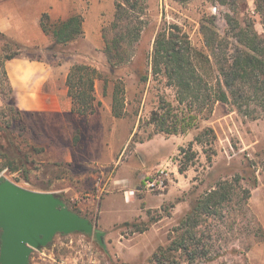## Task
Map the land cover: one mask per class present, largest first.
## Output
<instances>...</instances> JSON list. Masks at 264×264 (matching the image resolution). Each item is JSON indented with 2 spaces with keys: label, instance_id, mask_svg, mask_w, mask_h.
Instances as JSON below:
<instances>
[{
  "label": "rangeland",
  "instance_id": "obj_1",
  "mask_svg": "<svg viewBox=\"0 0 264 264\" xmlns=\"http://www.w3.org/2000/svg\"><path fill=\"white\" fill-rule=\"evenodd\" d=\"M145 4L141 37L126 45L120 56L124 63L114 66L104 51L105 38L117 32L112 29L114 0H0V178L54 193L96 227L91 235L57 234L32 253L30 264H155L154 253L177 238L176 229L193 203L238 175L251 190L247 214L235 208L206 222L198 235L201 246L213 247L220 256L190 263L179 251L175 262L264 264V90L250 84L253 93L242 94V109L217 101L211 111L210 106L200 111V105L180 104L177 90L150 66L157 33L178 25L202 55L196 61L199 72L217 87L240 28L264 39L255 0H237L235 13L214 0ZM45 13L50 26L80 16L83 36L66 45L54 43L40 24ZM229 14L239 25L227 23ZM212 20L222 45L216 52L205 45L201 29ZM76 64L99 73L93 114L72 112L66 79ZM146 70L149 79L142 82ZM118 82L125 88L122 118L112 114ZM161 99L180 117L197 115L195 127L179 135L159 133L151 118ZM207 128L216 137L203 146L195 137ZM190 147L197 156L185 163L181 150ZM159 170L167 174V188L151 192L146 180ZM97 232L103 233L104 245Z\"/></svg>",
  "mask_w": 264,
  "mask_h": 264
},
{
  "label": "trees",
  "instance_id": "obj_2",
  "mask_svg": "<svg viewBox=\"0 0 264 264\" xmlns=\"http://www.w3.org/2000/svg\"><path fill=\"white\" fill-rule=\"evenodd\" d=\"M114 1L116 11L112 29L117 32L115 37L105 38L104 51L109 62L116 66L124 63L120 56L126 45H133L141 37L140 19L146 4L145 0ZM214 1L227 6L234 13L237 10V0ZM255 12L261 17L264 26V0H255ZM47 19L49 15L43 14L41 27L58 45H66L83 36L82 18L78 15L70 16L52 26L46 24ZM226 21L229 25L233 22L237 24L234 15L229 14ZM213 25V20L209 24L203 22L201 29L205 37V45L211 52H216L222 48V45L219 35L212 28ZM239 31L233 57L226 59V64L220 67V80L217 87L209 86L199 72L196 61L202 55L192 49L188 35L178 25H170L157 33L150 57L152 73L155 76L166 77L168 84L177 90V100L180 104H187L190 108L200 105V111H205L210 106L209 111H211L215 102L229 103L231 101L233 105L242 109L241 101L244 97L242 94L253 93L249 87L250 84L253 83L254 88L258 86L259 89L264 90V39L248 27L240 28ZM0 34L4 35L1 32ZM15 57L14 54L7 59L11 60ZM146 71L141 75L142 82H147L149 79L148 70ZM98 77L99 73L92 67L78 64L71 67L66 86L72 101L73 113L82 116L95 112L99 105L95 95V83ZM124 92L123 83H116L112 94V114L115 118H122L124 115ZM151 120L159 133L179 135L195 127L197 115L189 114L180 117L170 103L161 99ZM215 137L214 130L207 128L195 137V141L203 146H210ZM181 152L185 153V163L193 161L197 156L191 147L182 149ZM15 157H17L16 161L22 162L18 156ZM242 180L243 178L238 175L231 181H220L212 190L197 199L182 219L179 228L176 229L179 232L177 238L172 239L167 246L159 247L153 255V262L178 264L175 261L179 251L188 257L190 263L211 261L219 257L220 254L213 247L201 246L202 240L198 238V235L206 222L218 217L224 218L226 212L230 213L235 208L239 210L241 216L247 214L251 190L242 186ZM254 228L262 234L263 229L259 222L255 223ZM1 235L0 230V246Z\"/></svg>",
  "mask_w": 264,
  "mask_h": 264
},
{
  "label": "water",
  "instance_id": "obj_3",
  "mask_svg": "<svg viewBox=\"0 0 264 264\" xmlns=\"http://www.w3.org/2000/svg\"><path fill=\"white\" fill-rule=\"evenodd\" d=\"M0 230V264H30L32 253L48 246L57 234L91 235L96 227L54 193L0 178ZM96 239L104 245L103 233L97 232Z\"/></svg>",
  "mask_w": 264,
  "mask_h": 264
},
{
  "label": "built area",
  "instance_id": "obj_4",
  "mask_svg": "<svg viewBox=\"0 0 264 264\" xmlns=\"http://www.w3.org/2000/svg\"><path fill=\"white\" fill-rule=\"evenodd\" d=\"M167 174L159 170L146 180V188L151 192H163L167 188Z\"/></svg>",
  "mask_w": 264,
  "mask_h": 264
},
{
  "label": "crops",
  "instance_id": "obj_5",
  "mask_svg": "<svg viewBox=\"0 0 264 264\" xmlns=\"http://www.w3.org/2000/svg\"><path fill=\"white\" fill-rule=\"evenodd\" d=\"M12 60V59H11ZM71 102V109H72V101H70Z\"/></svg>",
  "mask_w": 264,
  "mask_h": 264
}]
</instances>
